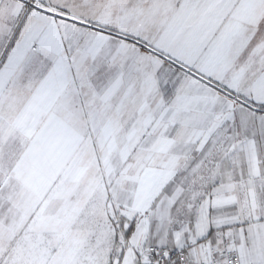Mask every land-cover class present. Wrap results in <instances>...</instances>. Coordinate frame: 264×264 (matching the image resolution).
Segmentation results:
<instances>
[{
	"label": "crops",
	"instance_id": "0c3cea01",
	"mask_svg": "<svg viewBox=\"0 0 264 264\" xmlns=\"http://www.w3.org/2000/svg\"><path fill=\"white\" fill-rule=\"evenodd\" d=\"M37 3L0 0V264H258L264 0Z\"/></svg>",
	"mask_w": 264,
	"mask_h": 264
},
{
	"label": "built area",
	"instance_id": "2783aa9c",
	"mask_svg": "<svg viewBox=\"0 0 264 264\" xmlns=\"http://www.w3.org/2000/svg\"><path fill=\"white\" fill-rule=\"evenodd\" d=\"M25 7H34L49 13L51 10L40 6L37 0H20ZM146 264H188L184 249L167 248L163 246L150 245L145 249ZM199 264H239V258L234 250L224 249L217 254L215 249L209 250V258L206 262Z\"/></svg>",
	"mask_w": 264,
	"mask_h": 264
},
{
	"label": "rangeland",
	"instance_id": "374dc122",
	"mask_svg": "<svg viewBox=\"0 0 264 264\" xmlns=\"http://www.w3.org/2000/svg\"><path fill=\"white\" fill-rule=\"evenodd\" d=\"M113 221V220H111ZM258 260V264H264V256L260 255L258 258H256Z\"/></svg>",
	"mask_w": 264,
	"mask_h": 264
}]
</instances>
